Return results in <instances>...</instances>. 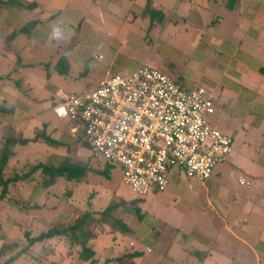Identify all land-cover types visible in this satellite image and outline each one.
I'll return each instance as SVG.
<instances>
[{
  "label": "crops",
  "instance_id": "1",
  "mask_svg": "<svg viewBox=\"0 0 264 264\" xmlns=\"http://www.w3.org/2000/svg\"><path fill=\"white\" fill-rule=\"evenodd\" d=\"M23 1L35 6L0 11V56L16 67L23 55L28 58L33 53L37 65L46 72V80L37 92L30 87L15 95L0 89L2 138L8 134L32 138L38 129L34 118L43 114L49 121L39 124L47 129L53 124L48 135L52 137V131L57 132L53 133V139L62 144L51 148L45 161L57 165L65 157L79 159L71 156L74 152L80 155L81 149L72 144L70 122L59 129L50 118L55 116L52 108L59 102L58 94L87 93L101 81L127 74L143 64L158 69L185 89L198 86L209 89L215 108L210 120L231 137L232 144L239 130L264 135V0ZM148 2L152 17L145 13ZM157 12L163 16L162 21ZM13 32L15 35L10 39ZM60 59H65L68 66L65 75L56 71ZM21 67L34 65L27 63ZM0 68L4 67L0 65ZM19 82L16 81L15 88ZM41 106L43 109H39ZM248 144L250 147L253 143ZM260 147L258 157L250 155L248 160L241 157V162L236 156L232 159L228 156L226 160L235 163L239 170L228 174L230 180L219 171H214L209 179L199 180L188 178L180 169H172L167 188L154 194L152 202L158 204L152 206V203L146 211L141 207L142 199L138 204L141 217L120 215L130 231L125 236L111 234L112 238L117 236L111 239V256L130 250L142 253L132 264L136 261L137 264H222L226 256L230 257L227 264H264V145ZM85 158L81 160L86 162ZM101 168L102 163L98 169ZM87 178L73 185V195L88 183ZM191 180L200 186L194 188ZM56 185L47 190L31 186L25 194L26 200L38 205L43 194ZM185 187V196L191 197L189 202L184 200L185 215L196 218L209 215L211 221L219 219L224 230V234L217 233L220 239L205 237L203 226L201 231L195 228L194 219L193 223H187L184 232L187 238L177 239L181 228L179 215L172 212H177L181 201L178 194ZM199 188L204 193L206 208H210L208 213L205 207L199 210L194 203ZM258 195L262 199L256 205ZM88 196L92 197L93 205H98L99 195L95 190ZM71 198L60 204L62 209L70 205ZM116 204L120 213L125 204ZM106 207L82 211L74 208L64 218L75 212H100ZM225 233L232 239H226ZM120 243L125 249L116 254Z\"/></svg>",
  "mask_w": 264,
  "mask_h": 264
},
{
  "label": "built area",
  "instance_id": "2",
  "mask_svg": "<svg viewBox=\"0 0 264 264\" xmlns=\"http://www.w3.org/2000/svg\"><path fill=\"white\" fill-rule=\"evenodd\" d=\"M58 96L53 114L70 122L72 137L119 166L123 182L138 198L164 191L175 168L188 178L209 179L230 155L231 137L210 120L215 113L211 91L185 89L145 64L87 93Z\"/></svg>",
  "mask_w": 264,
  "mask_h": 264
},
{
  "label": "rangeland",
  "instance_id": "3",
  "mask_svg": "<svg viewBox=\"0 0 264 264\" xmlns=\"http://www.w3.org/2000/svg\"><path fill=\"white\" fill-rule=\"evenodd\" d=\"M36 61L38 60L34 58L33 53H31L30 56H28V58L23 55L22 61H20V64H17V66L15 67L12 61L7 60L4 57L0 56V65L4 67V68H0V89L6 94L13 93L15 95H18V94L21 95L22 91H25L26 89L30 87L34 88L35 91L37 92L38 89H40L44 85V82L46 80V75H45L46 72L43 68L37 65ZM27 63H32L34 67L33 68L21 67V65H24ZM18 66H19V69H17ZM146 66L160 72L156 68H153L148 65ZM10 71H12L11 75H9ZM16 81H20L18 88L14 87V84L16 83ZM31 96H32V93H30L29 97ZM0 104H1V99H0ZM39 109H43V107L41 106L39 107ZM54 117L53 116L50 117L52 120V123L58 124L57 127H59V129H64L67 123V120L66 119L57 120L56 119L57 117L56 118ZM34 120L35 121L33 123H37L38 129L42 130L44 129V127H42L43 125L42 124L40 125L39 123L43 122L44 120L49 121V117L42 114L39 117L34 118ZM3 127H4L3 123L0 122V144L2 141L1 138L3 136L2 135L3 132L1 128ZM219 127L222 128L221 124H219ZM53 128H54L53 124L49 126L48 129L46 128L47 134H50ZM52 132L54 134L57 133L55 131H52ZM53 133H52L53 135L52 138H54ZM248 142L249 143L252 142L253 144L249 147ZM260 145H264V135L263 134L257 131L251 132L249 134L244 130H239L237 131V136L234 139V143L232 144V152L229 155V158L232 159L234 156H236L237 161H239L241 157L242 159L243 157H245V159L248 160L250 155L254 157H258L261 151ZM79 148L81 149L80 155L74 152L71 154L73 158L79 157V160L81 159L85 160L86 159L85 157H87L90 165L92 166H97V165H100L101 163L103 164L102 157L98 154L93 153L92 149L89 146L87 145L79 146ZM15 152H16V155L9 161V167L19 170V168L20 169L24 168L25 163H35V162H40V161L44 162L47 159V154L51 152V147H49L47 144L43 142L28 143L27 145H24V146H17L15 148ZM241 161L242 160H240L239 162ZM234 165L235 163L232 164L231 161L226 160V161H223L217 164L213 172L219 171L222 177L227 176V178L230 180L231 178L228 177V174L231 171H234L235 173L239 171V170L238 171L236 170ZM87 180H88V183L84 186L86 187V189H88V191L84 189V186L78 189L77 191H75L74 189L75 194L74 195L72 194L71 196L72 197L71 203L69 206L65 207L64 209H62V206L59 203H57V200H56L57 195L63 198V192L65 191L64 180L61 178L58 179L56 187H54L49 192L46 191L43 194L44 196H42L38 200L37 204L41 206V208L38 210L31 209L28 211V213H19L17 208L12 207L7 202L2 203L0 205V233L12 239L14 243L21 244L24 241V238L22 236L23 230L25 229L30 230L33 234L37 235L40 232H43L47 228L51 227L56 222L57 219L63 220L64 216L65 215L68 216L69 214H71L74 208L82 211L85 209L87 210L97 209L98 210V207H100L99 209L102 210L104 206L106 207L107 205H109L108 203H112V202L120 203L121 202V204L127 205L133 199H141V198L136 197L135 194L132 192L131 188L123 182L121 168L117 165L112 166L111 178L109 180H106V178H104L101 175H93V174H89ZM191 181H192L191 183L195 185V181L193 180ZM232 181L236 183L234 179H232ZM93 184H96V186ZM31 186L32 185H27V184L23 185L21 188H19V190L13 196L17 195V193L19 192L21 199L26 198L25 194L31 190ZM198 186L200 185H195L193 187L198 188ZM184 189L185 190H181V195L178 194L181 201L176 207L177 212L176 211L172 212V213H178L179 215V218H177V220L181 228L179 230V236L177 237V239L187 238V234L184 233L187 223L191 224L194 222V220H196L194 222L195 228L201 231L200 226H203L204 230H202V233L205 235V237H208L209 239H220L218 238L217 233L219 231L220 234H224V230L222 229L223 223L219 219L215 218L214 221L213 219L211 221L209 218V215L207 216L202 215L197 218L195 216L185 215V213L187 214V212H185L186 203L184 200L186 199L187 202H189V200H191V197L190 195H187V197L185 196V191L187 187H185ZM93 190H95L99 195L96 199V203L99 206L93 205L91 203L92 197L88 196V194L92 193ZM196 192H197L198 199L194 201V203L196 204V207L197 206L199 207V210L200 209L204 210L206 208L204 193L203 191L200 190V188L196 190ZM21 193L23 197L21 196ZM157 193L158 192L156 191L150 192L147 196L143 198L144 201L141 204V207L143 208V210H146V211L148 210V207H150V205L153 203L152 200L155 198L154 194H157ZM261 196L258 195L256 199V205L262 199ZM156 204H158V202L153 203L152 206H155ZM55 205H56V208H53V206L55 207ZM209 210L210 208H206L207 213ZM255 211H256V206H255ZM180 213H183V215ZM150 220L152 221V219ZM104 229L105 231H108L107 226H104ZM98 233L99 232L97 231V237L100 234L102 235H100L97 239L91 241L90 243L93 245L94 250L98 253L99 258L103 259L105 256H109L112 253L111 251H113V243L111 242L112 235L105 234V233H99V234ZM225 237H227L226 239L230 238L228 235H226V233H225ZM1 246H2V242L0 241V247ZM119 247L120 248L118 250L120 251H116L115 252L116 254L120 253L122 249H125L122 243H120ZM141 247L142 246L140 245L139 248L142 249ZM33 251L34 252L32 253V255L40 254V253L42 254V257L38 260L39 261L38 264H79L77 257L75 255L73 258V254L72 255L68 254L69 252L68 244L66 241H63V240H52V241L47 242L43 246L37 245L34 247ZM228 260H230V257L226 256V259L222 261V264H227ZM137 262L138 261H136V264ZM15 264H23V263H15Z\"/></svg>",
  "mask_w": 264,
  "mask_h": 264
},
{
  "label": "trees",
  "instance_id": "4",
  "mask_svg": "<svg viewBox=\"0 0 264 264\" xmlns=\"http://www.w3.org/2000/svg\"><path fill=\"white\" fill-rule=\"evenodd\" d=\"M15 6L32 8L35 4H28L23 0H0V11ZM145 13L150 15V17L153 15L149 2ZM157 14L160 16V21H162L163 16H161V13L157 12ZM14 35L15 32L9 38L11 39ZM56 71L60 75H65L68 72L65 59H60L56 66ZM41 142L51 148H57L62 145L47 134L46 127L42 130L37 129L34 131L32 138L16 137L13 134L5 135L2 138L0 144V205L7 202L12 207L17 208L19 213H28L29 210H38L41 206L34 204L30 199H21L19 192L13 196L23 185H32L34 188L38 187L41 190H46L56 185L58 179L61 178L64 180L65 191L63 192V198L56 196V200L57 203L64 204L73 194V185L85 182L89 174L101 175L107 179L111 178L113 165L103 158V168L101 169H98L100 165L92 167L88 159L86 162H83L82 160L70 157H65L57 165L44 161L34 164L28 163L20 170L9 168V161L15 156L14 150L17 146ZM72 144L76 146H89L80 137H73ZM142 199H133L125 205L120 213L117 212L119 205L114 202L109 203L100 212H75L70 218L57 219L51 227L37 235L25 229L22 232L24 241L21 244L14 243L12 239L0 233V241L2 242V246L0 247V264H38V260L42 257V254H33V256L34 247L37 245L43 246L52 240L66 241L69 250L68 254H76L80 264H132L134 259L142 255L141 252L124 250L122 254L111 256V253L109 256L100 259L90 242L97 238V231L109 234L118 233L125 236L130 230L122 218H120V215H137L141 217L143 214L140 212L138 204ZM53 208H56V205ZM104 226H107L108 231H105ZM112 239H117V236H114Z\"/></svg>",
  "mask_w": 264,
  "mask_h": 264
}]
</instances>
